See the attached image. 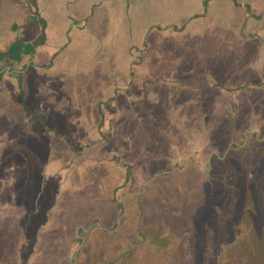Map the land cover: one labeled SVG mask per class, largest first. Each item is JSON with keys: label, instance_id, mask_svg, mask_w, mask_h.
I'll return each instance as SVG.
<instances>
[{"label": "crops", "instance_id": "0c3cea01", "mask_svg": "<svg viewBox=\"0 0 264 264\" xmlns=\"http://www.w3.org/2000/svg\"><path fill=\"white\" fill-rule=\"evenodd\" d=\"M153 1L36 0L33 6L30 0H0V16L24 14L27 28L16 41L0 36V149L9 150V159L20 158L12 166H38L28 176L19 169L23 189L16 185V199L5 203L17 215L0 220L5 221L0 232L12 231L8 250L18 243L17 253L5 258L10 264L21 258L28 264H94L88 261L98 262L95 255L108 263L99 239L122 224H137L144 213L143 202L123 190L140 180L148 185L169 174L167 168L183 169L187 149L178 143L174 147L183 150L166 158L164 170L151 172L155 161L146 149L158 144L154 135H162L163 120L168 115L199 120L210 111L208 116L228 115L231 121L238 101L216 85L238 84L228 75L226 57L238 47L233 40L241 31L264 37V0H204L206 9L191 15V28L153 25L133 31L128 25L125 32L113 31L111 23L121 14L130 20L136 4L147 9ZM10 26L19 37V24ZM12 71L19 72L16 84L6 76ZM76 75L79 81L73 80ZM213 97L220 102L209 108ZM208 121L191 124L182 139L199 141L203 134L205 141L215 140L217 130L203 126ZM57 256L68 261L53 262Z\"/></svg>", "mask_w": 264, "mask_h": 264}, {"label": "rangeland", "instance_id": "374dc122", "mask_svg": "<svg viewBox=\"0 0 264 264\" xmlns=\"http://www.w3.org/2000/svg\"><path fill=\"white\" fill-rule=\"evenodd\" d=\"M182 1L154 0L152 6L147 9H145V5L136 4L137 7L130 12V20L121 14L119 19L112 21L117 24V27H114L112 23L111 26L116 28L113 30L114 32L119 31L118 34L125 32L128 25L129 29L133 31L143 30L153 25L180 27L190 25L191 28L194 24L191 15L206 9L204 0ZM10 15L0 16V33H2L0 36L2 40H6V43L15 37L16 41L25 36L24 30L27 29L24 27V14ZM230 15H227L229 19ZM210 16L211 21L216 19L213 10H211ZM14 22L22 28L19 31V37L16 34L17 31H13L10 26V23ZM255 22L258 24L259 21L252 23ZM42 25L44 24L42 23ZM106 25L110 27L109 23ZM157 30L159 31L158 28ZM247 32L250 33V31ZM248 33L241 31L238 34L236 40H233V44L235 46L238 44V47H234L226 57L229 66L228 75L232 77L231 80L234 83L238 84L231 87L228 85L226 89L222 88L224 92H229L235 102L238 101V103L232 104V111L237 115L238 106H240L243 112L238 115L239 119H231L229 122L226 120L227 115L225 119L218 120V117L208 116L207 113L210 111H206L199 120L191 116L171 115L167 116V120L164 119L168 124L164 137L169 138V145L175 146L180 143L181 147L187 149L186 155L181 161L179 160L183 169L171 171L167 168L165 171H169V174H163L157 180H151L150 184L143 186L146 182L140 180L137 181V186L131 182V190H123L129 197L143 202L144 213L141 214L137 224H122L115 231L111 232L112 230H110L109 234L112 236L102 235L98 245L100 250L107 254H104L108 259V263L105 264H197L196 262L199 263L201 260L206 263L218 264L220 259H217V256L220 257L221 249L218 247L220 242L214 240V232L218 228L216 224L218 226V224L232 222L247 224L252 245H256L258 248L244 250L240 246L241 249L236 251L237 264H250L254 258L260 256L258 254L260 250L264 253V37L255 38ZM40 41L44 42L43 36ZM119 41L123 43L126 39ZM30 48L31 45L27 47L28 50ZM207 56L209 60L211 59L212 69L216 68L217 62L212 60V54H207ZM220 70L218 68V73ZM18 73L17 71L7 73L6 76L9 80L11 79L8 82L16 84L19 80ZM80 78L76 75L73 80L79 81ZM251 81L259 86L255 85L250 88L248 83ZM249 89L251 90L249 91ZM200 98L201 104L206 106L208 98L203 95ZM228 102L227 98L226 101H223V110ZM31 105L34 108L35 105L38 106L37 98ZM210 106H212L211 103L208 107L210 108ZM33 112L36 114L37 111L33 110ZM213 112L220 113V109ZM28 118L30 117L28 116ZM205 119H209V121L205 122L203 126H210L220 131V135L217 137L219 139L218 147L214 145L212 139L208 142L205 141L203 134L197 135L201 142L182 139L188 130L191 131L190 125L195 123L194 121L200 123ZM193 131L190 133L191 137ZM225 134L228 138L225 137ZM30 135L28 139L25 138L27 142L31 139ZM155 138L156 135H154ZM204 146H208L209 149ZM165 147L162 146L163 149ZM182 150L179 148L176 153H180ZM0 152V220L4 218L5 220H14L17 213L11 212V209L5 207V203L15 200L14 196L19 193L17 189L22 186L19 180V169H25L28 176L33 175L38 166L27 163L20 168L12 166L14 163L17 164L20 158L16 156L15 160L9 159L11 156L8 154L9 150L0 149ZM31 152L33 151L31 150ZM5 155L8 157L5 158ZM26 156L29 155L26 153ZM4 158L7 160L6 162L3 161ZM160 158L156 156L153 160L162 163ZM210 165H213L212 170L209 169ZM143 188H146L145 191L140 193ZM133 192L134 194H132ZM238 207H240L239 210H237ZM245 212L250 217L246 221L244 219L240 220L241 222L238 221ZM4 223L5 221L0 224ZM8 232L12 233V231ZM31 247L33 246H30L29 250ZM47 248L49 249L50 246L40 249L47 251ZM50 253L53 254L54 251ZM87 254L89 253L87 252ZM58 255H62V253ZM71 255L73 254L70 253ZM95 256L98 262L95 263V258L92 256L93 261L88 262L103 264L102 262L106 261L101 257L98 258L99 255ZM88 258H90L89 255ZM261 259L264 261V256ZM57 260L67 262L68 258L63 261L58 257L53 262ZM17 264H28V262L26 258H21V263L17 261ZM221 264H224L222 259ZM261 264L264 263L261 262Z\"/></svg>", "mask_w": 264, "mask_h": 264}, {"label": "trees", "instance_id": "16d2710c", "mask_svg": "<svg viewBox=\"0 0 264 264\" xmlns=\"http://www.w3.org/2000/svg\"><path fill=\"white\" fill-rule=\"evenodd\" d=\"M30 2L33 6L36 4V0H30ZM15 48H17V46L11 50V54L14 53L13 50H15ZM252 83H255V82L251 81L248 83L250 88H252L255 85L257 87L259 86V84H257V83H255V84H252ZM213 88H215L214 85H213ZM216 88L217 89L223 88V85L217 84ZM250 90L251 89H249V91ZM218 102H220V100L213 97L211 99L210 103L215 105ZM238 112H240V113L243 112L241 110L240 106H238L237 115L235 112H233L231 119L236 120V118H237V120H238L239 119ZM218 119H220V117ZM227 119H230V116ZM165 121L166 120H163L164 129H163L162 135L158 136V132H155L156 138L154 139V141L158 140V144L155 142L151 145V147H148L146 149L147 151H149L150 153L153 154V156H152L153 158L154 157L156 158V156H158V157L164 158V161H165L162 163L154 162L152 164V171L151 172H153L154 174H158V172L164 170V168L167 165L166 158H168L170 160L172 158V156L175 155L174 153L179 149L178 146L174 147L171 144L169 145V138L164 137V134L167 132V130L165 129ZM194 122H196V121H194ZM185 124L187 125V123H185ZM263 131H264V129H263ZM216 134L218 135L217 137H219L220 131L218 129H217ZM212 141H213L214 145L216 147H218L219 139L218 138H216L215 140L212 139ZM163 145L166 146L164 149L162 148ZM171 171H172V169H171ZM239 208L240 207H238L237 210H239ZM249 217L250 216L245 212V214H242L240 216V218L238 217L239 218L238 221H240V220L242 221V219H244L246 221ZM243 223H245V222H243ZM246 225L247 224H240V223L236 224L235 222H232L230 224H218V226L216 224V227H218V228H216V232H214V240H218L221 243V244L219 243V245H218V247H220V249H221L220 257L217 256V259H220V262L218 264H221V259L224 261V264H233V263L237 264L238 261H237L236 256H238V255H236V251L238 249H241L240 246L244 250L249 249V248H257L256 245H254V246L252 245L253 243L250 240L251 235H250V232L248 231V228ZM9 234H10V239H11V232H8L6 230L0 232V264H10L11 261L5 260V258L8 255H15L17 253L18 243L15 244L14 246H11V249L8 250V244L6 241L9 238ZM259 250H260V248H259ZM258 254L260 256H257L256 258H254L252 260L253 262L250 264H261V262L264 263V261L261 259L264 256V253H262V250H260V252ZM202 255H204V254H202ZM196 263L197 264H211V263H206L204 260H201L199 263L198 262H196Z\"/></svg>", "mask_w": 264, "mask_h": 264}, {"label": "flooded vegetation", "instance_id": "af4514ba", "mask_svg": "<svg viewBox=\"0 0 264 264\" xmlns=\"http://www.w3.org/2000/svg\"><path fill=\"white\" fill-rule=\"evenodd\" d=\"M209 169L212 170V169H213V165H212V166L210 165V166H209Z\"/></svg>", "mask_w": 264, "mask_h": 264}, {"label": "water", "instance_id": "95a60500", "mask_svg": "<svg viewBox=\"0 0 264 264\" xmlns=\"http://www.w3.org/2000/svg\"><path fill=\"white\" fill-rule=\"evenodd\" d=\"M205 169H208V168H205Z\"/></svg>", "mask_w": 264, "mask_h": 264}]
</instances>
